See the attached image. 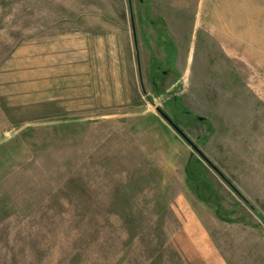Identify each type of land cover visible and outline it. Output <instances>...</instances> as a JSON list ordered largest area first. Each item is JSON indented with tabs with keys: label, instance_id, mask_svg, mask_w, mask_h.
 <instances>
[{
	"label": "rangeland",
	"instance_id": "1",
	"mask_svg": "<svg viewBox=\"0 0 264 264\" xmlns=\"http://www.w3.org/2000/svg\"><path fill=\"white\" fill-rule=\"evenodd\" d=\"M71 30L129 98L0 96V264H264V0H0V63Z\"/></svg>",
	"mask_w": 264,
	"mask_h": 264
},
{
	"label": "crops",
	"instance_id": "2",
	"mask_svg": "<svg viewBox=\"0 0 264 264\" xmlns=\"http://www.w3.org/2000/svg\"><path fill=\"white\" fill-rule=\"evenodd\" d=\"M112 40L111 33L71 30L44 41H28L0 63V96L12 100L19 97L17 90L22 99L37 98L39 103L49 100L48 104L66 106L124 104L129 93L123 94L122 83L127 82L119 73L123 70L121 63L119 72L113 69L116 63L110 49ZM1 114L0 108V137L5 130Z\"/></svg>",
	"mask_w": 264,
	"mask_h": 264
},
{
	"label": "water",
	"instance_id": "3",
	"mask_svg": "<svg viewBox=\"0 0 264 264\" xmlns=\"http://www.w3.org/2000/svg\"><path fill=\"white\" fill-rule=\"evenodd\" d=\"M150 102L152 104H154V102L152 100H150ZM157 111L161 114V116L166 120V122L177 131V133H179L186 141H188L191 145L192 143L188 140V138L184 135V133L177 127V125L159 108L156 107ZM195 147V146H193ZM196 148V147H195Z\"/></svg>",
	"mask_w": 264,
	"mask_h": 264
}]
</instances>
